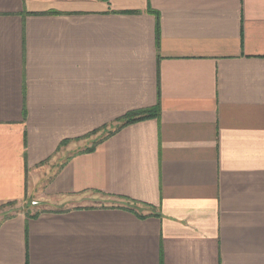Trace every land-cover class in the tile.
<instances>
[{"label":"crops","instance_id":"1","mask_svg":"<svg viewBox=\"0 0 264 264\" xmlns=\"http://www.w3.org/2000/svg\"><path fill=\"white\" fill-rule=\"evenodd\" d=\"M0 264H264V0H0Z\"/></svg>","mask_w":264,"mask_h":264},{"label":"rangeland","instance_id":"2","mask_svg":"<svg viewBox=\"0 0 264 264\" xmlns=\"http://www.w3.org/2000/svg\"><path fill=\"white\" fill-rule=\"evenodd\" d=\"M112 128H110L111 130ZM109 130V131H110ZM107 131L106 133H109ZM91 146H87L89 148ZM43 193V189H38L35 193H30L26 200L22 202H13L12 205L7 206L6 216L14 215L18 212H25L28 215L40 214L48 210V206L46 205L47 200L42 197V193L39 196V193Z\"/></svg>","mask_w":264,"mask_h":264},{"label":"trees","instance_id":"3","mask_svg":"<svg viewBox=\"0 0 264 264\" xmlns=\"http://www.w3.org/2000/svg\"><path fill=\"white\" fill-rule=\"evenodd\" d=\"M134 11H126V13H133ZM159 115V108H152L148 110H138V111H132L126 114L122 119H120V123L112 128V130L109 131L108 135L114 134L116 131L120 130L126 125H129L131 123H135L138 121H142L151 117H157ZM65 142V141H64ZM62 142L61 145L64 144ZM96 144L92 145L89 148H86V151L93 150L95 148ZM38 214H34L36 216Z\"/></svg>","mask_w":264,"mask_h":264}]
</instances>
